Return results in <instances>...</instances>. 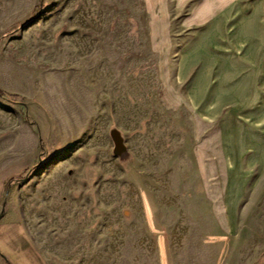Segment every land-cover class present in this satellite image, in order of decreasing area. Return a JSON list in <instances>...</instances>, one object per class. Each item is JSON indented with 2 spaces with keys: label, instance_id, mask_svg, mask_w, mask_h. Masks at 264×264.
<instances>
[{
  "label": "rangeland",
  "instance_id": "1",
  "mask_svg": "<svg viewBox=\"0 0 264 264\" xmlns=\"http://www.w3.org/2000/svg\"><path fill=\"white\" fill-rule=\"evenodd\" d=\"M257 2L0 0V264H264L263 186L224 229L218 122L186 98L202 76L233 107Z\"/></svg>",
  "mask_w": 264,
  "mask_h": 264
},
{
  "label": "crops",
  "instance_id": "2",
  "mask_svg": "<svg viewBox=\"0 0 264 264\" xmlns=\"http://www.w3.org/2000/svg\"><path fill=\"white\" fill-rule=\"evenodd\" d=\"M236 9L237 18L231 31L234 34L233 43L249 44L244 54L249 70L243 83L230 90L228 98L234 101L233 107L225 112L218 103L209 105L204 93L206 80L202 76L193 79L186 88V98L196 118L209 124L218 122L222 151L221 155L213 158L219 168L217 175H214L219 181L216 178L214 181L223 186V193L217 199L222 209L215 216L223 218L224 229L237 228L241 203L250 200L249 195L256 190L254 187L262 185L264 194V183L261 184L264 179V120L256 117L263 113L264 107V65L263 61L258 60L260 50H257L264 40L263 7L257 2L251 9L247 10L245 6ZM255 50L258 54L250 59ZM247 105L252 108H245ZM205 174L206 169L203 168L204 189Z\"/></svg>",
  "mask_w": 264,
  "mask_h": 264
},
{
  "label": "trees",
  "instance_id": "3",
  "mask_svg": "<svg viewBox=\"0 0 264 264\" xmlns=\"http://www.w3.org/2000/svg\"><path fill=\"white\" fill-rule=\"evenodd\" d=\"M0 95H1V93H0Z\"/></svg>",
  "mask_w": 264,
  "mask_h": 264
}]
</instances>
